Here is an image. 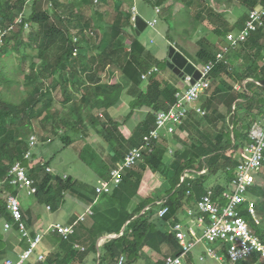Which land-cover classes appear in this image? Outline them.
<instances>
[{
    "label": "trees",
    "instance_id": "16d2710c",
    "mask_svg": "<svg viewBox=\"0 0 264 264\" xmlns=\"http://www.w3.org/2000/svg\"><path fill=\"white\" fill-rule=\"evenodd\" d=\"M105 1L38 0L28 6L31 10L26 15L25 0H0V264L7 259H18L15 246L2 232L3 225L9 223L18 233L6 204V196L19 194L18 186L10 183L12 166L21 163L27 170L35 188L33 199L37 204L49 207L51 212L60 208L66 193L75 186L69 177L64 179L46 173L47 164L36 160L34 149L51 140L41 137V141L34 135L35 148L29 147L35 122L42 127L49 126V134L61 141L63 149L73 143L72 137L89 135L91 128L112 147V161L116 163L128 151L123 149L124 144L128 142L130 148L138 147L143 136L154 127L156 114L174 102L177 89H162L153 76L155 73L149 77L145 93L139 88V80L148 71L146 69H157L154 64L164 60L154 59L136 35L135 0H112V16L108 11L99 12L100 8L96 7ZM141 1L151 5L154 12L156 8L160 12L159 7L163 6L161 21L167 26L166 37L174 24L178 26L172 33L178 32L188 39L201 24L211 26L208 35L195 41L198 50L192 60L199 68L214 62L207 77L210 94L202 103L196 104L205 115L198 120V116L190 114L188 121L180 127L182 131H188V147L173 153V162L164 166V173L170 169L171 177L166 179L165 175L158 174L164 164L166 147L155 143L153 152L144 154L136 171L125 172L116 190L97 195L94 188L98 200L102 197L111 200L108 212L100 211L95 205L91 226L76 223L73 234L66 240L56 232H50L47 241L51 247L35 253L37 247L23 264H113L121 256L125 257V264H139L144 257V248L156 257L152 263L148 260L145 264H163L166 249L171 250L168 256L182 254L178 240L171 232L174 224H183L179 221L181 215L193 220L190 217L199 214L198 202L208 195L216 205H224L227 201L236 168L250 144V129L264 116V23L237 47L228 48L226 38L243 29L249 12L261 6L263 0H234L238 4L237 10H243V13L232 24L225 13L206 5L205 0H172L182 5L174 17L171 0ZM193 7L197 8L194 14L191 13ZM20 16L21 22L15 26ZM175 16L192 18L183 24L184 20L178 23ZM72 31H75L73 37ZM173 45L182 52L180 46ZM225 48L228 50L224 61L216 62L217 54ZM233 58L239 61L234 67L229 63ZM112 68L120 72L118 81H102L106 69L113 71ZM13 87H17L21 95L17 101L5 92H11ZM126 89L131 97L129 111L123 121H115L108 112L121 102ZM57 90L61 95L60 105L66 107L63 113L53 110ZM143 108L145 117L125 140L120 129ZM28 151L31 155L25 159ZM147 170L166 179V189L162 197L141 198L135 203ZM256 177L264 184V163ZM214 180L210 185L209 182ZM247 193L264 224V186L256 183ZM27 204L22 201L21 212L22 222L29 230L32 223L28 218L30 213L25 209ZM162 206L167 207L168 212L159 218L158 211ZM239 212L255 234L263 236L264 226L259 230L244 205L239 206ZM205 221L208 223L207 218ZM106 236L116 238L97 247L98 241ZM18 245L19 250L26 251L29 242L22 239ZM197 249H200L198 257L203 248ZM40 254H44L43 260L38 261ZM193 260L194 251L185 256L182 264H194ZM238 264L263 263L255 255Z\"/></svg>",
    "mask_w": 264,
    "mask_h": 264
},
{
    "label": "built area",
    "instance_id": "2783aa9c",
    "mask_svg": "<svg viewBox=\"0 0 264 264\" xmlns=\"http://www.w3.org/2000/svg\"><path fill=\"white\" fill-rule=\"evenodd\" d=\"M35 1L38 0H25L26 7ZM43 1L50 2V0ZM133 11V20H135L137 14L135 13V9ZM155 12L159 14V9L156 8ZM21 17L15 21V26L19 25ZM263 23L264 0L261 6L249 12L248 19L241 31L227 36L228 48L237 47L238 44L246 41ZM156 24L157 22L152 20L151 22H147V27L153 28ZM228 48L217 54L216 62L224 61ZM213 66L214 62L211 61L198 68L201 77L193 85L190 84L191 77L184 76L182 82L185 87L176 92L173 104L156 114L154 127L143 136L141 144L138 147L130 148L121 162H118L110 170L109 180L102 186L96 187L95 192L97 195L110 194L114 188H117L122 181V173L137 167L145 153L151 154L154 144L161 139L163 133L174 134L175 130L188 120L190 114L201 117L205 115L202 108L196 107V104L200 103L202 95L209 88L207 77ZM156 72L157 69L151 68L147 73L141 75V80L147 81ZM249 138L250 144L245 148L244 158L236 168L235 178L231 182V192L226 197V203L224 205H216L212 202L210 195H208L198 202L197 212L199 214L197 216L190 217L191 213H187L190 218H193L197 222L198 227L203 228L201 236L196 234L193 229L187 228L181 223L174 224L171 227V232L175 234L182 254L180 256H166L163 264H182L185 256L199 247L203 248V252L197 257L199 262L216 260L222 264H238L257 255L260 261L264 263V234L261 237L255 234L239 212V206L244 205L250 220L259 226V230L261 229L260 221L256 217L254 201L247 199L246 196L248 189L256 184V174L264 163V116L252 125ZM35 145L36 139L32 135L29 138V147L35 148ZM30 155L31 152L28 151L24 156L25 159H28ZM9 177L11 178L10 183L17 185L19 190H25L27 196L35 194L33 181L28 177V172L21 163H16L12 166ZM63 178L65 179L66 176ZM6 204L11 219L17 226L20 238L27 239L29 247L26 251L19 254L16 261L7 259L2 264H23L32 256L34 250L41 243L42 238L41 236H35L33 239L28 237L26 226L22 222L21 203L16 195L6 196ZM47 210L49 211L50 208L47 207ZM167 212V207L162 206L158 211V217L162 218ZM85 214H87L86 217H90L93 215V211L91 208H88L83 215L85 216ZM205 218L208 219V223H206ZM82 220L83 218L80 217L72 226L54 224L50 226L48 231L56 232L58 236L66 240L73 234L74 225ZM3 227L4 231L7 232L11 229L12 225L5 223ZM75 248L83 250L77 246ZM41 260H43V255L40 254L38 255V261ZM125 261V257L121 256L113 264H125Z\"/></svg>",
    "mask_w": 264,
    "mask_h": 264
},
{
    "label": "rangeland",
    "instance_id": "374dc122",
    "mask_svg": "<svg viewBox=\"0 0 264 264\" xmlns=\"http://www.w3.org/2000/svg\"><path fill=\"white\" fill-rule=\"evenodd\" d=\"M60 1L62 2V1H66V0H60ZM217 2H219V3H217ZM135 3H136V8H137V13L139 15H141L140 16L141 18H143L146 22H151L152 20H155L157 22L155 27L146 28L145 31L141 34V37H138V39L140 41L143 40L146 42H148V41L154 42V44L150 46V51L154 55V59H156L158 61L164 60V62H162V63L156 64V65L154 64L153 67L157 68V72L153 76L155 78H157V80L160 82L162 89L168 88V89H174V90L178 89L177 91H180V89L182 90L181 79L178 76H176L175 74H173L172 70H170L166 64V61L168 60L167 56H168L169 47L171 45L174 47L173 44L176 43L178 46H180L182 52H180L179 50L178 51L180 53H183V55L188 60L192 61L193 58H195V53L198 50L195 41L200 36L208 35L209 29L211 26L208 24H206V25L201 24L200 27H198L196 33L193 34L194 37L192 36L190 39H188V36H186V35L179 34L178 32H175V34L172 33V32H174V28L178 26L177 24H174L172 26L173 30L171 31V33L168 34L169 36H167V39L169 38L168 39L169 42H168L165 40V38H163V35L161 34L162 29H164L165 31L167 30L166 24L161 21L162 20L161 14L164 13V11H162L163 6L159 7V8H161L160 12H159L160 15H156L155 14L156 12H154L151 5L143 3L141 0H136ZM171 4L174 5L173 11H172V15H173L172 17H174V15H176L178 13V11L182 8V5L179 2L178 3L177 2L176 3L171 2ZM205 4L209 5L210 7H212L213 9H215L217 12H220V13H224L225 11H226V13L231 12V9H234V8L237 9V7H238L237 2H234V0H233V2L231 0H218V1L217 0H205ZM96 7L100 8L99 12L108 11L109 13H111V16H112V12H113L112 0H107V2L105 1V3L101 2V4L99 3ZM196 9H197L196 7H193L191 10V13L194 14L196 12ZM30 10L31 9L28 7L26 15L30 12ZM241 13H243V10ZM236 17L237 16L234 17V16H232L231 13H229V16L227 17V19L229 22H232V21L236 22V20L238 19ZM176 18H177V20L179 19V21H177L178 23H180L182 20H184L182 22L184 24L185 21L188 22V19L192 18V17L190 16V17H188V19H186L185 17H176ZM189 28H190V25H189ZM16 29H17V27H15V30ZM157 30H159L161 33ZM165 31H164V36H166ZM74 34H75V31H72L71 32L72 37L74 36ZM220 43H222V42H220ZM229 63H230V66L234 67V66L239 64V61L236 60L235 58H233V59L229 60ZM107 70L108 69H106V71ZM146 70L149 71L150 68H148ZM148 71H146L144 73H147ZM108 73L110 74V77L107 75L102 81H104V82L110 81L111 77H114L115 74H117L118 79L120 77V72L116 71V68H114L113 71L111 69H109L107 71V74ZM167 76H170V78H169L170 80L166 79V82H164L165 78ZM149 81H150V78L147 81L139 80V88H141V86H143V85L145 86L144 93L146 92ZM228 82L231 84L230 80H228ZM176 85H178V88L176 87ZM210 91L209 92L206 91L202 95V97L200 99V103H202L205 100V98H207L209 96ZM5 92L8 93L7 95L12 96L13 100H15V101L20 99L21 95H20L19 89L17 87H13L11 92H8V91H5ZM125 94H126V96H123V98L121 99V102L115 108L110 109L108 112L109 115L115 121H123L125 115L129 111L128 104H129L131 98L129 97V94H127V93H125ZM60 99H61V95H60L59 91L57 90V92L54 93L53 110H56V111L63 113V112H65L66 107L64 109V107H62V105H60V103H59ZM144 109L145 108L135 112L134 117L130 121H128L127 124L125 125V130H123V129H122V131L120 130V132L124 138H126V137L130 138L132 131H135L136 127L139 126V122L146 115L145 114L146 111ZM196 118L199 120V119H201V116H198ZM100 120H103V118L100 117ZM178 128H180V127H178ZM49 132H50L49 126L48 127H42L41 125H39V122L34 123V132L32 135L37 136L41 141H43L41 139V137L47 138L48 140H51V142L47 143V144L40 143L34 149L33 153L35 154L36 160H42L44 164H47V167L44 168V171L46 173L58 174V175H62V176L66 175L69 178H71L75 182V186L79 185V187L82 188V189H80V192L86 191L88 193V187H92V189H93L94 187H97L99 185L102 186L105 182H107L109 180L110 170L112 168H114L116 166V164L118 162H121V160H122V159H120L118 162L114 163L109 158L108 154L112 155L114 153L112 147L109 146L108 144H106L104 142V140L100 136H98L96 134V132L94 130H92L91 128L89 129V135H86L87 138L81 139V137L80 138L72 137L73 143L68 145L65 149L62 148L63 146H62L61 141L59 139H57L55 136L50 135ZM176 135H177V133L176 134H165V133H163V136L161 137V139L159 141H157V144L159 146L166 147V154L167 153L169 154V152L167 150V145L171 146L172 142L175 141ZM185 141H188L187 136L184 138L183 143ZM89 144H91L93 147H96V149H93L92 146ZM129 146H130V144H128V142H127L126 144H124L123 149L129 150L130 149ZM179 150H181V149H179ZM173 153H175L174 150H173ZM164 158L170 159L168 155H166ZM171 159L173 162V160H174L173 156H171ZM110 165H112L111 168H110ZM164 166L167 167L166 164H163V166L160 168V171L158 174L165 175V177L167 179V178L171 177L172 172L169 169L166 173H164V170H165ZM137 169H138V166L136 168H134L132 171H134V170L136 171ZM107 172H108V176H106ZM125 172H127V171H124L122 173V176L125 174ZM185 176L188 177V174H185ZM161 178L163 180L161 187H163L164 184L165 185L167 184V180L166 179L164 180L163 177H161ZM103 179H105V181ZM154 181L151 182L150 186H152V183ZM214 182H215V180L210 181L209 183H210V185H212ZM257 182L259 185L264 186L261 178H258ZM117 188H114L112 190V192L114 190H116ZM162 195H163V190H160L159 192L156 191L155 194H150L149 196L144 197V199H146V198L156 199L157 197H162ZM73 196L74 195H72L71 192L66 193V195L64 197V203L55 212H48L45 210V207H43L44 210H43V214L41 215V221L44 224V226L50 225V224H56V223L67 224V223H69L68 221H69L70 217H72V216L76 217L79 214L84 212V209H80L79 206L74 205V203H72V201L70 200V197H73ZM249 196L250 195L247 193L246 198L250 199ZM17 197H18V200L20 201L21 205H22L23 200L29 204L38 205L32 196H27L25 190H19V194ZM110 202H111V200L109 198L102 197V198H100V200H98L96 202L97 203L96 205L100 211L108 212V210H109L108 204ZM83 206H84V202H83ZM83 206H80V207H83ZM37 208L40 209L39 207H37ZM22 210L24 211L23 207H22ZM258 215H256V217L260 221V224L262 227V226H264V224H262L261 218L259 217L260 215L259 216ZM85 216H87V214H85ZM34 218L36 219V217H34ZM179 220H180V218H179ZM183 221L184 220H182V223H183ZM192 222L194 224V229L197 231L198 235L201 236L203 234V228L198 227L197 222L195 220H193ZM89 224H90V222H89ZM113 238H116V236H113ZM107 240H109V239H107ZM43 241H44L43 248L49 249V242L47 241V237L44 238ZM18 248L16 249V251L18 250ZM200 249H197L194 251V264H222L220 261H216V260H206L204 262H199L197 260V255L199 254ZM41 250H42V246L39 245V247L35 250V253L40 252ZM170 253H171V250L169 251L168 249H166L164 251V254L166 256H168ZM17 258H18V256H17Z\"/></svg>",
    "mask_w": 264,
    "mask_h": 264
},
{
    "label": "crops",
    "instance_id": "0c3cea01",
    "mask_svg": "<svg viewBox=\"0 0 264 264\" xmlns=\"http://www.w3.org/2000/svg\"><path fill=\"white\" fill-rule=\"evenodd\" d=\"M135 2H136V0H135ZM171 2H172V0H171ZM135 5H136V3H135ZM224 13L226 14V17L229 16V13H231L232 16H234V17L235 16L238 17L240 15L241 11L240 10H237L236 8H234V9H231V12H227L226 13V11H225ZM137 16H138V14H137ZM232 23H234V22L233 21L230 22V24H232ZM157 31H159V30H157ZM164 31L165 30L162 29V33L160 31L159 32L163 35V38H165V40L168 41L167 37L164 36ZM139 37H141V35ZM141 42L145 46V49L151 53L150 46L153 45L154 42H151V41L146 42V41H143V40H141ZM190 62L193 64L192 61H190ZM196 68H199V67H196ZM107 75L110 77V74L109 73L107 74V71H106L105 77ZM169 78H170V76H167L165 78V81L164 82H166V79L170 80ZM110 80H112V81L117 80L118 81L117 74H115L114 77H111ZM181 81H182V79H181ZM181 85H182V89H183L185 87L184 84H183V82L181 83ZM176 87L178 88V85H176ZM141 88L144 90L145 89V86L143 85V86H141ZM128 90L129 89H126V92L125 93L129 94V91ZM125 93H124L123 96H126ZM187 126H188V124L186 123L185 127L187 128ZM122 129L125 130V126L122 127L120 130L122 131ZM176 133H177V135H176L175 141L172 142L171 146L170 145H167V150H168L169 154L167 153V154H165V156L168 155L170 159L164 158V160H163V163L166 164L167 167L172 162L171 156L173 155L172 154L173 153V150H174V152H176L179 149L183 150V148L185 149V148L188 147L187 146L188 145V141H185L183 143L184 138L186 136L188 137V131H182L180 128H177L175 130V133L174 134H176ZM131 135H132V133H131ZM84 138H87V136L82 137L81 139H84ZM128 138L129 137H126L125 140H128ZM89 145H91V144H89ZM92 148L93 149H96V147H93V146H92ZM108 156L112 160V155L111 154H108ZM111 167H112V165H110V168ZM55 175H58V174H55ZM60 176H62V175H60ZM63 176H66V175H63ZM258 178L259 177H256V183H257V185H259L258 182H257V179ZM105 179H103V180L105 181ZM152 181H154V182L152 183V186H150V184H151ZM162 181H163L162 178L158 174H154V173L150 172L149 170L145 171V173L143 174V178H142V184H141V187H140V190H139V193H138V198H136L134 200V202L135 203H138L141 198H144L146 196H149L150 194H155L156 191L159 192L160 190H163V192H164V190L166 189V185L164 184L163 187H161L162 186V183H163ZM94 188H96V187H94ZM94 188L92 189V187H88V193H87L86 191L80 192V189H82V188H80L79 185L74 186L73 190H71V194L74 195V196L73 197H70V200L72 201V203H74V205L79 206L80 209H84V212L81 213V214H79L76 217L75 216L70 217V219L68 221L69 223H67V224H61V223H56V224H61V225H64V226H72L76 222V220H78L80 217H82L83 220L80 221L78 224H83L86 227H90L91 224H92L91 217L93 215L90 216V217H86L83 214L86 213V211L88 210V208H91V210L93 211L94 206L97 204L96 203L97 202L96 200H98V199H97V197L93 193ZM83 202H84V206H83ZM80 206H83V207H80ZM37 207H39L40 209H38ZM43 207H45V210L48 211L47 210V206H43V205H39V204L38 205H36V204L34 205V204H29L28 203L25 206V209L30 213V215H28V218H29L30 222L32 223V226H31V228H29V230L27 229L28 227H26V230H27V233H28V237L30 239H33L35 236H41L42 240H41V243L39 245L42 246V250L40 252L44 251L45 248H43V244H44V241L43 240H44V238H46L49 235L50 232L48 230H49L50 226L54 225V224H50V225L44 226V224L42 223V221H41V215L43 214V210H44ZM134 207H135V204H133L132 208H134ZM48 212H51V211L49 210ZM34 217H36V219ZM180 217L181 218H180L179 221L182 222V220H184L183 221V225L185 227L190 228V229H193L196 232V234H198L197 231L194 229V224H193V222H192L191 219H189L185 215L184 216L181 215ZM89 222H90V224H89ZM125 226H124V228H125ZM1 228H2V225H1ZM2 232L4 233V235H6L7 239L9 240V242L12 243L13 246H15V251H16V249L19 246L18 245V241L19 242L22 241V239L20 238L19 234L17 233L18 234V236H17L16 231L12 227L7 232L4 231V227H3ZM102 244H103V242H101V240L98 241L97 247H100ZM39 245H38V247H39ZM49 247H51V245ZM22 252H23V250H19V248H18V250L16 252V257H17V255L19 256V254L22 253ZM143 252H144V257H142V261H138L139 264H145V263H147L148 260H151V263L153 261H155V258L156 257L154 255H152V252H150L148 248H144L143 249Z\"/></svg>",
    "mask_w": 264,
    "mask_h": 264
},
{
    "label": "water",
    "instance_id": "95a60500",
    "mask_svg": "<svg viewBox=\"0 0 264 264\" xmlns=\"http://www.w3.org/2000/svg\"><path fill=\"white\" fill-rule=\"evenodd\" d=\"M134 28L136 35L139 37L141 33L147 28V23L140 16H137L134 20ZM168 60L166 61L167 66L172 73L178 76L180 79H183L184 76L191 77L190 84L193 85L201 77L198 68L178 50H176L172 45L169 47L168 51ZM113 236H106L101 242H104L107 239H112Z\"/></svg>",
    "mask_w": 264,
    "mask_h": 264
},
{
    "label": "clouds",
    "instance_id": "9594fccd",
    "mask_svg": "<svg viewBox=\"0 0 264 264\" xmlns=\"http://www.w3.org/2000/svg\"><path fill=\"white\" fill-rule=\"evenodd\" d=\"M147 23V22H146ZM64 177V176H63ZM67 177V176H66ZM255 186V185H254ZM250 200H252V199H250ZM253 201V200H252ZM256 215H257V212H256ZM171 256V255H170ZM248 259H250V258H248ZM248 259H246V260H248ZM246 260H243V261H246ZM242 262V261H241ZM259 262H261L260 261V259H259ZM240 263V262H239ZM262 263V262H261ZM264 264V263H263Z\"/></svg>",
    "mask_w": 264,
    "mask_h": 264
}]
</instances>
